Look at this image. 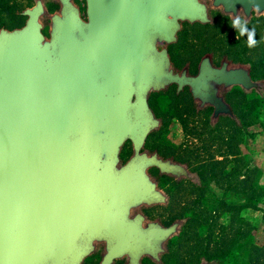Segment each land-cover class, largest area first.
I'll use <instances>...</instances> for the list:
<instances>
[{
	"label": "water",
	"instance_id": "95a60500",
	"mask_svg": "<svg viewBox=\"0 0 264 264\" xmlns=\"http://www.w3.org/2000/svg\"><path fill=\"white\" fill-rule=\"evenodd\" d=\"M47 1L26 7L22 26L0 29V264H82L99 241L109 261L160 260L185 220L141 227L143 207L170 200L149 169L198 176L144 149L162 124L151 94L189 86L214 118L234 116L215 86L264 95V79L248 64L217 66L211 54L189 75L158 49V39H176L179 21L207 20L198 0H86V18L74 0L55 11ZM210 5L232 18L264 16V0Z\"/></svg>",
	"mask_w": 264,
	"mask_h": 264
},
{
	"label": "rangeland",
	"instance_id": "374dc122",
	"mask_svg": "<svg viewBox=\"0 0 264 264\" xmlns=\"http://www.w3.org/2000/svg\"><path fill=\"white\" fill-rule=\"evenodd\" d=\"M34 2L35 0H0V29H12L22 26L26 20V16L22 14V11L26 7L32 6ZM55 9H57V6L52 5L50 10L54 11ZM227 20H229L227 17L220 16L216 25H186L185 31L187 32H181L176 41L177 43L172 47V55L177 61L176 64H174L176 70L181 71L185 66V57L194 54V52L198 58L207 52H212L214 54V61L217 65H219L224 58L233 59L240 63L246 61V63L248 62L252 65L255 79L264 78V18L257 17L256 19L254 17L248 22L249 28L255 27L256 29L258 45L254 48H249L247 46L246 36L240 37V39L237 40V31L231 27V24L228 25ZM223 21L226 23L223 24ZM188 26L189 28H187ZM188 29L192 31H188ZM181 47H183V51L180 50ZM191 47H193V49ZM193 66L194 68L190 71L194 72L198 64ZM182 90L183 89L179 91ZM155 98L156 97L152 96L154 102ZM162 101H164V99H162ZM168 101H172L174 106L177 104V101H174L173 98ZM244 101L247 103L246 105H248V101L249 103L252 102L248 97H246ZM163 104L164 103H161L158 106L160 111L166 112L165 114H167L165 116L166 123L162 128L163 131L161 130L159 134L155 133L148 137L144 148L145 150L154 151L159 148L160 151H163L161 155L164 156V158L172 157L178 160L193 155V157H199L201 161L207 160L208 158L209 160L210 158L221 160L223 157L219 155L221 154L220 152H223L227 154L225 170H230L228 172H232L233 174L237 172L242 173L245 170L244 167L241 168L237 166L238 162L234 161V157L240 156L244 158V156H246V158L251 159V162H247L249 166L251 164L258 166V171L262 178L261 183L264 184V99H259L256 104V109L261 110L260 116L254 118L253 113H251L252 117H247L245 124V126L247 125L245 127L247 129L246 136L240 140L238 150L236 151L231 150L227 143L228 124H225L221 128V131L223 129L224 135L216 134V136L212 138V136L207 134V129H209V132L211 131L210 133L213 132V135L216 132L215 125L217 123L212 122V111L208 113L203 110V108L197 109L201 111L193 114L192 112L195 110L194 107L186 105L182 98L179 101V105H183V108H181L183 111L182 115H187L185 116V125L180 121L178 116H171L172 112L170 113L169 110L164 109ZM154 107L157 106L154 104ZM155 115L158 117L156 113ZM133 154L134 150L132 144L127 143L123 149V159L126 161L131 158ZM224 156L226 157V155ZM197 163H193V167H198ZM151 170L156 174L158 173L156 167H152ZM188 182L190 181L182 178L176 181L171 177H163V186L167 191L172 190L174 199L167 207L154 208L150 211L152 216L162 215L167 221L171 222L187 214H193L194 222L186 225L182 234L171 243V264H198L207 241H210L208 245L210 251L226 253L222 262L223 264H244L242 256L240 254H235V246L232 243L236 226L242 225L243 237L240 242L242 245L239 247L241 252L246 253L251 251L253 247L246 244L245 240V236H249L246 230L255 227V242L257 244H262L264 242V210L245 208L242 210L240 216V218L243 219L242 221H238L237 216L230 218L233 212L236 215V211L233 210L232 212V210L226 206L228 202H226L225 199H229V197L226 198V193L232 195L236 185L235 183H227L225 186H222L215 183L214 180L213 183L210 184L212 194L208 197V192L206 198H200V203L194 205L192 201L197 199L198 193ZM225 187H228V189L225 190ZM217 197H220L219 201H217ZM247 204L248 203H245V205ZM193 206H195V208H193ZM262 206H264V204L259 203V207ZM185 207L186 209L184 210Z\"/></svg>",
	"mask_w": 264,
	"mask_h": 264
},
{
	"label": "trees",
	"instance_id": "16d2710c",
	"mask_svg": "<svg viewBox=\"0 0 264 264\" xmlns=\"http://www.w3.org/2000/svg\"><path fill=\"white\" fill-rule=\"evenodd\" d=\"M261 18L264 16H253L251 19H246L247 22H250L253 18ZM220 18V17H219ZM218 18V21H219ZM221 20V19H220ZM217 21V23H218ZM226 23V22H225ZM223 21V24H225ZM228 25L231 24V20H227ZM13 29V28H12ZM234 63H240V62H236L233 59H229ZM242 64H249L248 62H242ZM251 68V74L254 78V72H253V67L252 65L250 66ZM260 79H264V78H260ZM156 94V93H155ZM152 94L150 97V104L151 107H153L155 109L156 114L158 115V117L161 119L162 124L161 127L152 132L150 135H153L155 133L159 134L163 128V126L166 123V112L160 111L158 109V106L161 103H164V109L169 110V112L171 113V116H178L180 121L186 125V119L185 116L187 115H182L183 111L181 108H183V105H179V101L183 98L184 102L186 105L192 106L194 107V111L192 112L193 114H196V112H199L201 110H197V108L193 105V100L192 97L190 95V93L187 91V89H184L182 91H178L176 89L175 85H170L167 88L166 92H161L158 95L156 94ZM152 96L156 97L155 98V102L152 99ZM248 97L252 102L249 103L248 101V105H246L247 103H245L244 99ZM164 99V101H162V99ZM174 99V101H177V104L174 106V103L172 101H168L170 99ZM227 103L230 105L234 116L231 115H224L221 114L219 115L217 118L212 117V122L217 123L215 125L216 127V132L213 135V132L210 133L209 129H207V134H209V136H212V138H214L216 136V134L218 135H224L223 133V129L221 131L222 126H224L225 124H228L227 127V143L229 144V147L231 150L236 151L238 150L239 147V142L242 138H245L246 136V132L247 129L245 128V124H246V119L247 117L251 116V113H253V117H259L261 110H257L256 109V104L258 103L259 99L263 100L264 99V95H261L258 91L256 90H252L250 92L248 91H243L240 87H235L232 91H230L227 96ZM168 99V100H167ZM157 107H154V104ZM173 106V107H172ZM170 107V108H169ZM185 107V106H184ZM198 109H203V108H198ZM203 110L207 111L208 113H210L212 111V108L206 107ZM213 113V112H212ZM237 116V117H236ZM218 121V122H216ZM159 131V132H158ZM163 131V130H162ZM248 135V134H247ZM238 138V139H236ZM148 140V139H147ZM208 144V143H207ZM210 148V147H208ZM230 150V151H231ZM156 151H158L159 154H163V151H160L159 148L156 149ZM155 151V152H156ZM221 154L219 156H222L223 159H213V158H209L207 160H202L199 157H193V155H190L189 157L186 158H182V159H176L177 161L187 164L189 169L193 172H195L198 176V181H192L190 179H185L188 180L190 182H188L191 187L193 189H195L198 193V197L197 199H195L193 202V204H197L200 203V198H206V195L212 194V190L210 187V184L213 183V180L215 181V183H218L222 186H225L227 183H235L236 187L233 189L232 195H228V193H226L227 197H229V199H225L227 203V207L232 210L236 211V215L233 212L230 216V218H234L237 216V220L238 221H242L243 219L240 218L241 216V212L243 209L245 208H253L254 210H264V206L259 207V203H263L264 204V184L261 183V174L258 171V166L257 165H251L249 166L247 164V162H251V159L246 158V156L243 157H234V161L238 162V167H244L245 170L242 173H235L233 174L232 172H228L230 170H225V160L227 159V154H224L223 152H220ZM226 155V157L223 155ZM235 156V155H234ZM238 156V155H237ZM246 161V162H245ZM199 162V163H197ZM193 163H197L198 167L195 168V166L193 167ZM223 164V165H222ZM191 167V168H190ZM240 181V182H238ZM241 184V185H240ZM163 185V183H162ZM228 189V187H225V190ZM167 191V190H166ZM170 195V200H169V204L171 201H173L174 199V194L172 192V190L167 191ZM226 192V191H224ZM220 200V197H217V201ZM240 203V205H239ZM245 203H248L247 205H245ZM168 204V205H169ZM193 208H195V206H193ZM186 209V207L184 208V210ZM193 210V209H192ZM218 210V209H217ZM178 219H184V224L182 226V231L181 234L184 230V227L186 225L192 224V222H194L193 219V214H187L181 218ZM177 220V219H175ZM174 220V221H175ZM173 221V222H174ZM263 227H264V215H263ZM255 227L251 228L250 230H246V233L249 234V236H245V240H246V244L252 246V250L248 251L246 253H242L240 250V246L242 245V243L240 244L242 237H243V232H242V225H238L236 226V230H235V236L233 238V245L235 246L234 252L235 254H240L243 258V262L244 264H264V242L262 244H257L255 242V234H256V229L254 230ZM180 234V235H181ZM263 238H264V229H263ZM210 241L206 242V247H204L203 251H202V257L200 259V262L198 264H200L202 261H207L210 264H223V259L226 256V253H219V252H214V251H210L208 249V245H209ZM242 258H241V262H242Z\"/></svg>",
	"mask_w": 264,
	"mask_h": 264
},
{
	"label": "flooded vegetation",
	"instance_id": "af4514ba",
	"mask_svg": "<svg viewBox=\"0 0 264 264\" xmlns=\"http://www.w3.org/2000/svg\"><path fill=\"white\" fill-rule=\"evenodd\" d=\"M74 1L78 5V7L80 9L81 15L84 18H86V0H74ZM210 1L211 0H198V2H200L201 4H203V6L205 5L204 14L207 17V20H205V21H200V20H195V21L181 20V21H179L180 22V27H179V29L177 31L176 39L174 41H166L165 39H158V41H157L158 49L159 50H165V51L168 52V54L170 56V59H171V61L173 63V66H174V64H176L177 61L174 58V56L172 55V49H173L172 47H173V45L175 43H177L176 41L179 38L180 33L181 32L182 33L187 32V31H185L186 30V27H185L186 25H191V26L193 24L199 25V26L210 25V24L211 25H216L217 24V21H218V18L220 16L227 17L229 20H232L233 19L229 14H226L221 9L212 7L210 5ZM46 5H47V7H48L49 10L51 9L52 5L57 6V9L60 8V2L58 0H48L46 2ZM57 9H55V10H57ZM187 28H189V26ZM190 30L191 29H188V31H190ZM44 33L46 35H48L47 29L44 30ZM191 48L193 49V47H191ZM180 50L183 51V47H181ZM207 54H211L212 55L213 63L215 65H217L215 63V61H214V54L212 52L211 53H208L207 52L204 55H202L200 58L196 57L195 52H194V54L185 57L186 58V60L184 61L185 66L183 67V69L181 71L186 70V73L187 74H189V75H196L199 72L200 65H201L204 57ZM227 59L228 58H224L222 60V62L219 65H217V66L222 65L224 63V61L227 60ZM195 64H198L196 71H194V72L193 71H190V70H192L194 68L193 65H195ZM174 68L176 69L175 66H174ZM171 85H175L176 86V89H177V92L179 91L177 84H171ZM168 87H166L165 89H163L161 91L153 92L152 94H155L156 93L158 95L161 92H166ZM235 87L236 86H233L231 88H227L224 85H217V86H215V90H216V93H217L218 96L222 97L225 102H228L226 96ZM237 87H239V86H237ZM184 89H187V91L190 93V95L192 97V100L194 102L193 104H194V106L197 109L198 108H206V107H209V108H212V112L214 113L215 106L212 103H210V102H203L201 99H198L197 97H195L194 94L192 93L191 87L185 86L183 88V90ZM243 91H245V90H243ZM153 110L155 112V109L154 108H153ZM155 151L156 150H154V151H148V152L150 154H152V153H155ZM156 153H158V151H156ZM158 155L160 157L164 158V156H162L161 154L158 153ZM164 159H172L174 161H177V160H175L172 157H168V158H164ZM177 162H179V161H177ZM151 169H152V167L149 169L150 173L158 180L159 185L165 191H166V189L162 185V178L163 177L164 178L171 177V178H174V180H176V181H177V179H180V178H177V177H175V176H173L171 174L162 172L159 168H157V170H158V173L157 174L154 173ZM182 179H187V178H182ZM167 206L168 205H166V206L165 205H154V206H150V207H143L142 208V213L145 215V219L142 220L141 218H137L139 220L140 224H141V227H143V228L146 229V228H149V227H151L153 225H158V224L163 225V226H170L173 222L167 221L164 216H162V215L152 216L150 214V211L153 210L154 208H164V207H167ZM160 225H158V226H160ZM180 234L177 235V236H175V237H173V238H170L168 240V242L166 244V246H167L166 247V251H164L163 253H161L160 260L156 259V257H155L154 254L149 253V254H144V255H142L141 257H138V258H134V257H132V256H130L128 254H125V255L120 256V257H115L111 261H109L108 258H106V254H107V243H106V241H99L98 242V245H97V248L95 249V251L91 255H89L82 262V264H171V261H170V255H171V252H172L171 243H172V241L174 239L178 238L180 236Z\"/></svg>",
	"mask_w": 264,
	"mask_h": 264
},
{
	"label": "clouds",
	"instance_id": "9594fccd",
	"mask_svg": "<svg viewBox=\"0 0 264 264\" xmlns=\"http://www.w3.org/2000/svg\"><path fill=\"white\" fill-rule=\"evenodd\" d=\"M231 27L237 31V40H239L240 37L246 36L247 46L249 48H254L258 45L255 27L249 28L247 20L244 19L240 13L236 14L231 20Z\"/></svg>",
	"mask_w": 264,
	"mask_h": 264
}]
</instances>
